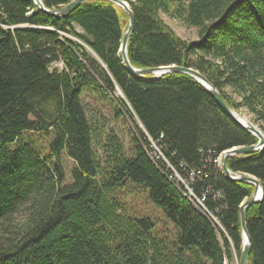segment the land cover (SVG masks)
Returning a JSON list of instances; mask_svg holds the SVG:
<instances>
[{"label":"trees","instance_id":"16d2710c","mask_svg":"<svg viewBox=\"0 0 264 264\" xmlns=\"http://www.w3.org/2000/svg\"><path fill=\"white\" fill-rule=\"evenodd\" d=\"M125 1L135 16L128 48L134 68L200 72L264 134V0ZM42 2L56 10L71 0ZM162 15L196 28L199 40L182 39ZM127 26V14L106 2L60 18L33 0H0V264H225L232 249L241 257L240 207L255 188L228 179L215 160L258 139L192 77L132 74L120 53ZM58 62L64 70L52 71ZM116 88L142 129L130 137L131 153L113 135L100 156L83 97L97 94L126 121L110 97ZM148 136L161 149L159 161L147 152ZM64 154L76 165L70 181ZM228 167L256 177L264 191V149L232 158ZM133 187L164 213V228L130 211L125 194ZM246 226L248 264H264V196L247 208Z\"/></svg>","mask_w":264,"mask_h":264},{"label":"rangeland","instance_id":"374dc122","mask_svg":"<svg viewBox=\"0 0 264 264\" xmlns=\"http://www.w3.org/2000/svg\"><path fill=\"white\" fill-rule=\"evenodd\" d=\"M162 18L182 39L187 41L199 40L198 30L196 28L188 27L177 20H172L168 18L166 15H162ZM76 30L79 34L84 35L83 30L78 26H76ZM80 44L86 49L87 53L98 62L99 66L105 68L104 64L85 43L80 42ZM51 70L52 71L57 70L61 72L62 70H64V65L61 62L55 63L52 65ZM92 72L95 75L98 84L103 85L99 72L98 71H92ZM120 94H122L121 91L118 88H116V94L115 95L111 94L110 97L121 109L123 115L125 116L126 121L122 119H117L115 117V113L109 107H106L101 103V101L99 100L100 98L97 94L96 96H93L90 93H88L85 94V96L83 97V102L86 108L88 118L90 122L93 124V127L96 132L95 149L97 150L100 156H103V151L101 150L100 147L106 143V139L108 136H113V135H116L119 138V140L122 143V146L124 147V150L127 153H131L132 145H131L130 137L132 134L139 137L138 128L142 129V125L139 119L136 117L135 113L133 112L131 106L128 104V107L125 108L118 101L119 97L123 96ZM237 114L241 115L244 119L252 123V116L246 110H243L241 111V113H237ZM256 126L259 128L258 125ZM43 142L44 145H46L50 142V140L46 139ZM160 150L161 149L157 147V149L153 151V153L157 152L158 155L161 156ZM222 155H221V159H222ZM152 159L154 161H157L156 158H152ZM62 164L64 167V171L67 175V178L70 181L71 174L74 168L76 167V165L74 161L69 159L65 154L62 156ZM220 164L216 163V166L221 169ZM126 195L127 197L125 198V201L127 203V207L130 208V211L133 212L136 216H139L141 214L149 215L154 221L158 222V228L160 227L164 228L165 225H167L166 216L162 211L157 209L149 199H147V194L144 190L137 187H133L129 192H127V194H125V196ZM239 261L240 258L237 256L236 252L232 249V259L226 260L225 264H239Z\"/></svg>","mask_w":264,"mask_h":264},{"label":"water","instance_id":"95a60500","mask_svg":"<svg viewBox=\"0 0 264 264\" xmlns=\"http://www.w3.org/2000/svg\"><path fill=\"white\" fill-rule=\"evenodd\" d=\"M34 4L40 8L45 13L49 15H54L57 17H64L72 14L81 6L85 5L89 2H106L110 3L117 8L121 9L124 13L128 16V26L127 30L125 31L122 44L120 48L121 59L126 66V68L134 75L142 78V79H156L159 80L163 77L176 75V74H184L187 76L192 77L195 79L199 84H201L214 98V100L218 103V105L227 113L229 117H231L239 126L245 129L247 132L252 134L254 137L258 139V143L247 146V147H240L228 150L223 153L221 159V169L224 175L232 180L233 182L243 183L252 185L255 188L253 195L245 200L241 207H240V217H241V224L243 230V248L241 251V257L239 264H248L250 250L252 248L251 239L247 230L246 226V210L252 205H255L263 200L264 191L263 186L260 181L253 176L241 173H234L228 167V161L235 157L246 156L250 154L257 153L264 149V134L263 132L253 123L244 119L241 115L237 114V112L230 109V107L224 101L222 94L220 91L212 85L200 72L187 68V67H179V66H164V67H152L147 69H137L134 68L128 56V48L132 33L134 31V23H135V16L132 12L130 4L125 0H71L69 4L63 6L56 10H49L47 9L42 0H33ZM122 95V94H120ZM123 97V96H122ZM259 190L261 192V197H258Z\"/></svg>","mask_w":264,"mask_h":264},{"label":"built area","instance_id":"2783aa9c","mask_svg":"<svg viewBox=\"0 0 264 264\" xmlns=\"http://www.w3.org/2000/svg\"><path fill=\"white\" fill-rule=\"evenodd\" d=\"M149 141L152 143V146H151V147H152V150L149 151V155H154V157L157 159V161H159V160L162 158V155L159 156L157 152H156V153H153V151H155V150L157 149L158 145H157L156 141H153V139H151L150 137H149ZM156 146H157V147H156ZM160 153H161V151H160ZM161 154H162V153H161ZM156 156H157V157H156ZM163 159H164V157H163ZM215 165H216V160H215ZM169 167L171 168V166H169ZM172 176H173V180H174L176 183H183V184L185 185V187L187 188L188 192L190 193V195L194 197L192 190L189 188V182L183 180V179L181 178V176H180L175 170H173V175H172ZM193 176H195V175H194V174H191V178H190L191 181L194 180V177H193ZM175 178H176V179H175ZM198 201L201 203V206H203V205H202L203 200H198ZM203 207H204V206H203ZM208 214H209V217L212 219V221H213L215 224H217V225L220 226V222H219V220L215 217V215L212 214V213H208Z\"/></svg>","mask_w":264,"mask_h":264},{"label":"bare ground","instance_id":"6f19581e","mask_svg":"<svg viewBox=\"0 0 264 264\" xmlns=\"http://www.w3.org/2000/svg\"><path fill=\"white\" fill-rule=\"evenodd\" d=\"M149 137V136H148ZM147 152H148V154H149V151L147 150ZM152 158H155L154 157V155H150ZM220 162H221V156L220 157H218L217 159H216V163H218V164H220ZM220 166H221V164H220ZM176 179V178H175ZM189 181H190V179H189ZM193 183V182H192ZM176 185V184H175ZM180 188V187H179ZM186 190V189H185ZM258 197H261V192H260V190H259V193H258Z\"/></svg>","mask_w":264,"mask_h":264}]
</instances>
